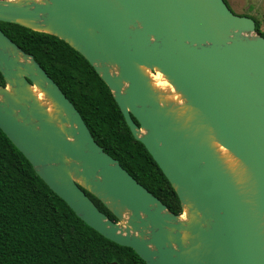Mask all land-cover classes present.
Wrapping results in <instances>:
<instances>
[{"label":"water","instance_id":"95a60500","mask_svg":"<svg viewBox=\"0 0 264 264\" xmlns=\"http://www.w3.org/2000/svg\"><path fill=\"white\" fill-rule=\"evenodd\" d=\"M0 22L87 61L180 202L168 211L107 155L0 30V130L84 224L145 264H264V38L252 19L224 0H0Z\"/></svg>","mask_w":264,"mask_h":264},{"label":"trees","instance_id":"16d2710c","mask_svg":"<svg viewBox=\"0 0 264 264\" xmlns=\"http://www.w3.org/2000/svg\"><path fill=\"white\" fill-rule=\"evenodd\" d=\"M0 30L34 60L59 87L92 138L168 211L180 202L144 146L131 135L109 89L87 61L58 38L16 24ZM255 32H264L255 23ZM0 74V85H3ZM87 197L110 220L114 216ZM145 264L84 224L37 176L30 163L0 130V264Z\"/></svg>","mask_w":264,"mask_h":264},{"label":"rangeland","instance_id":"374dc122","mask_svg":"<svg viewBox=\"0 0 264 264\" xmlns=\"http://www.w3.org/2000/svg\"><path fill=\"white\" fill-rule=\"evenodd\" d=\"M232 13L252 19L264 32V0H224Z\"/></svg>","mask_w":264,"mask_h":264},{"label":"bare ground","instance_id":"6f19581e","mask_svg":"<svg viewBox=\"0 0 264 264\" xmlns=\"http://www.w3.org/2000/svg\"><path fill=\"white\" fill-rule=\"evenodd\" d=\"M150 77V80L152 82V86L155 87L158 90H164L170 92L169 96L167 97L169 100H178V97L171 92V87L170 85L166 82V80L163 78V76L160 73H152L148 74ZM35 94H37L38 98L42 100L43 96L41 93H39L37 90L34 89ZM219 152L222 155L226 154V151L222 148H219Z\"/></svg>","mask_w":264,"mask_h":264}]
</instances>
